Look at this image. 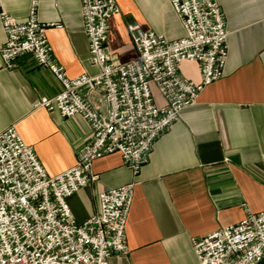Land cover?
<instances>
[{
	"label": "crops",
	"instance_id": "crops-1",
	"mask_svg": "<svg viewBox=\"0 0 264 264\" xmlns=\"http://www.w3.org/2000/svg\"><path fill=\"white\" fill-rule=\"evenodd\" d=\"M225 16L228 57L221 79L207 86L196 103L155 142L148 163L134 177L120 154L96 160L98 179L68 199L74 219L83 223L99 212V194L135 182L126 224L129 254L109 264H197L192 239L205 237L264 211V0H216ZM119 13L109 20L107 46L112 61L136 55L128 25L167 40L184 36L169 0H115ZM31 0H0V16L25 22ZM37 19L46 28L56 64L68 78L96 76L84 32L80 0H39ZM59 25V27H56ZM6 35L0 19V45ZM183 77L198 84L196 63L184 62ZM154 102L165 104L152 85ZM62 91L61 83L31 56L5 69L0 58V131L15 125L33 147L48 176L76 165L78 151L92 137L79 116L34 109L43 97ZM81 94H87L82 89ZM91 100L103 104L99 92ZM260 264H264V258Z\"/></svg>",
	"mask_w": 264,
	"mask_h": 264
},
{
	"label": "built area",
	"instance_id": "built-area-1",
	"mask_svg": "<svg viewBox=\"0 0 264 264\" xmlns=\"http://www.w3.org/2000/svg\"><path fill=\"white\" fill-rule=\"evenodd\" d=\"M38 1L31 0L25 22L1 14L6 35L0 45L2 65L14 69L20 57H33L62 85L59 94L39 99L34 109L79 116L92 137L78 151L74 167L48 176L15 125L0 131V264H109L112 256L129 254L126 224L135 182L101 192L99 212L83 223L74 219L68 199L98 179L93 164L104 156L118 153L134 177L140 174L156 140L222 78L228 57L225 16L216 0H169L184 36L167 40L128 25L137 55L117 63L107 46L109 20L119 13L115 0H80L90 60L99 73L71 79L53 59L46 28L55 25L38 21ZM184 62L197 64L200 83L181 75ZM152 85L163 106L154 102ZM93 92L102 95V105L91 100ZM192 247L197 264H260L264 211L246 208L239 223L193 238Z\"/></svg>",
	"mask_w": 264,
	"mask_h": 264
},
{
	"label": "rangeland",
	"instance_id": "rangeland-1",
	"mask_svg": "<svg viewBox=\"0 0 264 264\" xmlns=\"http://www.w3.org/2000/svg\"><path fill=\"white\" fill-rule=\"evenodd\" d=\"M128 256V255H127ZM126 257V256H125Z\"/></svg>",
	"mask_w": 264,
	"mask_h": 264
}]
</instances>
